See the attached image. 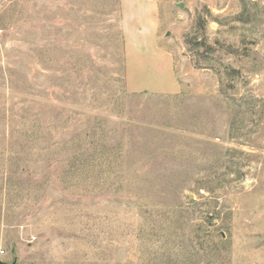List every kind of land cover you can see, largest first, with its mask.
Segmentation results:
<instances>
[{"label":"rangeland","instance_id":"obj_1","mask_svg":"<svg viewBox=\"0 0 264 264\" xmlns=\"http://www.w3.org/2000/svg\"><path fill=\"white\" fill-rule=\"evenodd\" d=\"M157 5L176 93L120 0L0 4V262L264 264V0Z\"/></svg>","mask_w":264,"mask_h":264},{"label":"crops","instance_id":"obj_2","mask_svg":"<svg viewBox=\"0 0 264 264\" xmlns=\"http://www.w3.org/2000/svg\"><path fill=\"white\" fill-rule=\"evenodd\" d=\"M2 2L0 0V4ZM120 4L129 82L138 91L176 93L179 86L173 73L172 57L158 43L160 22L157 0H120ZM138 36L144 37V40H133ZM157 76L165 78L160 85L152 81ZM142 79L150 82L140 83Z\"/></svg>","mask_w":264,"mask_h":264},{"label":"water","instance_id":"obj_3","mask_svg":"<svg viewBox=\"0 0 264 264\" xmlns=\"http://www.w3.org/2000/svg\"><path fill=\"white\" fill-rule=\"evenodd\" d=\"M16 260H17V258L15 256H13V259L11 262H0V264H16Z\"/></svg>","mask_w":264,"mask_h":264},{"label":"built area","instance_id":"obj_4","mask_svg":"<svg viewBox=\"0 0 264 264\" xmlns=\"http://www.w3.org/2000/svg\"><path fill=\"white\" fill-rule=\"evenodd\" d=\"M3 252H2V250H0V254H2Z\"/></svg>","mask_w":264,"mask_h":264}]
</instances>
